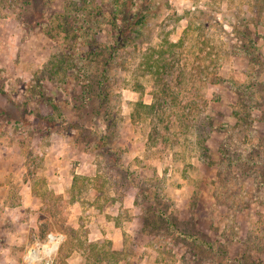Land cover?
<instances>
[{
  "label": "rangeland",
  "instance_id": "obj_1",
  "mask_svg": "<svg viewBox=\"0 0 264 264\" xmlns=\"http://www.w3.org/2000/svg\"><path fill=\"white\" fill-rule=\"evenodd\" d=\"M73 1L0 0V264H264V0Z\"/></svg>",
  "mask_w": 264,
  "mask_h": 264
},
{
  "label": "trees",
  "instance_id": "obj_2",
  "mask_svg": "<svg viewBox=\"0 0 264 264\" xmlns=\"http://www.w3.org/2000/svg\"><path fill=\"white\" fill-rule=\"evenodd\" d=\"M86 1L89 2V0ZM140 1L141 0H113L112 6H114V9L110 13L109 23L113 25L114 37L111 43H108L106 45L107 48L104 49V52L106 53H108L109 51V61L115 58L118 52L132 48L134 43H136L138 37L143 34L142 29H144L143 22L145 19L143 18V16L146 14L142 12V9L137 10L138 12H134L135 10L133 11L134 6L137 5V3ZM152 1L153 0H142L143 3L146 2L145 4L151 3ZM73 3V7L76 10H83L82 8L84 7H82L81 0H74ZM84 6H86V4ZM85 8L90 7L87 6ZM82 13L83 15H85L84 11H82ZM97 14H100L104 19H107L108 17L105 12L98 11ZM98 19H100V17H98ZM85 20L89 21L87 18H85ZM144 56V66L146 67V69H149L151 72H154L158 76L159 74H162L167 70L168 66L171 63L170 57L172 58V56L168 55L167 50L164 49L159 50L157 53L146 52ZM133 116L135 118H138L139 114L135 112L133 113ZM173 224H175L174 221ZM181 232L185 233L184 230H181ZM202 241L203 243L201 247H203V245L205 244H209L204 240ZM199 245L200 243L198 242L197 246L199 247Z\"/></svg>",
  "mask_w": 264,
  "mask_h": 264
},
{
  "label": "built area",
  "instance_id": "obj_3",
  "mask_svg": "<svg viewBox=\"0 0 264 264\" xmlns=\"http://www.w3.org/2000/svg\"><path fill=\"white\" fill-rule=\"evenodd\" d=\"M59 239L60 237L56 233H51L50 234V241L48 244L45 245L46 249L48 250L47 252L51 254L53 251L59 248ZM56 244V246H55Z\"/></svg>",
  "mask_w": 264,
  "mask_h": 264
}]
</instances>
